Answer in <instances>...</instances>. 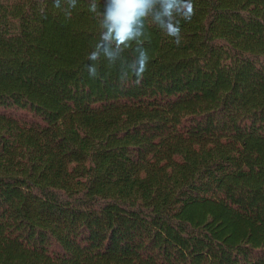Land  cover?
I'll use <instances>...</instances> for the list:
<instances>
[{"label":"trees","instance_id":"trees-1","mask_svg":"<svg viewBox=\"0 0 264 264\" xmlns=\"http://www.w3.org/2000/svg\"><path fill=\"white\" fill-rule=\"evenodd\" d=\"M0 264H264V0H0Z\"/></svg>","mask_w":264,"mask_h":264},{"label":"snow or ice","instance_id":"snow-or-ice-1","mask_svg":"<svg viewBox=\"0 0 264 264\" xmlns=\"http://www.w3.org/2000/svg\"><path fill=\"white\" fill-rule=\"evenodd\" d=\"M130 23V22H129Z\"/></svg>","mask_w":264,"mask_h":264}]
</instances>
